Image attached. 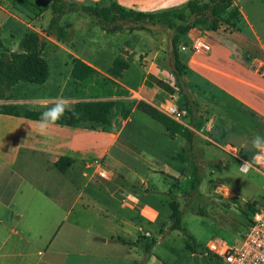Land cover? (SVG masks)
<instances>
[{
  "label": "rangeland",
  "instance_id": "374dc122",
  "mask_svg": "<svg viewBox=\"0 0 264 264\" xmlns=\"http://www.w3.org/2000/svg\"><path fill=\"white\" fill-rule=\"evenodd\" d=\"M46 1L0 0V53L2 48L18 51V43L26 33L35 32L45 37L51 17L50 8L47 10L43 4ZM2 9L9 14L6 16ZM60 26L65 32L61 41L55 36L47 38L50 42L47 47L50 75L45 84L21 83L11 91L8 101L0 104H22L29 109H39L52 106L60 97L72 105L86 100L97 93L114 60L124 58L122 42L128 40L129 46H133L129 48L133 55L120 80L128 90L125 98L133 103L144 101L146 90L154 89L161 104L168 101L161 106V112L168 116L172 109H183L182 96L174 87L171 75L173 32L161 27L158 31L141 30L135 36L131 33V38L118 36L119 32L118 35L114 33V41H110L108 35L113 34L102 33L96 21L82 13L61 18ZM208 28L209 24L193 22L186 34L179 35L177 45L178 58L185 67L183 91L198 106L196 116L202 119L200 126L191 124L188 115L183 119L194 132L190 155L194 157L201 177L199 193H188L189 167L179 159L188 149L186 141L162 131L158 123L137 112L134 124L138 132L150 140L164 142L166 157L159 164L165 168L158 172L141 170L138 171L140 178L127 180L123 173H116L108 166L105 155L99 163L108 171L106 178L97 174L91 176L85 168L80 176L83 186L89 190H117L116 200L122 204L133 198L132 206L143 202L157 208L159 215L155 224L145 228L148 238L156 240V244L148 255L137 251L140 258L136 259L133 254L126 253L135 250L113 242L103 247L96 258H89L90 264H218L208 252L209 242L238 245L252 211L263 205L264 173L255 166L254 170L242 174L239 166L255 155L251 147L253 137L264 136V81L245 65L247 56L264 62V0H233L218 28L215 31ZM196 38L205 40L210 46L205 56L193 54L192 43ZM73 58L90 61L93 65H85L72 76ZM243 108L252 110L253 114ZM126 164L137 168L128 160ZM36 177L32 182L40 186ZM174 209L181 212L182 226L195 239L194 253L183 235L170 230ZM0 214V217H6L8 228L18 222L11 212ZM93 221V215L88 214L87 226ZM35 234V243L42 249L39 239L42 234ZM142 258L144 263H141Z\"/></svg>",
  "mask_w": 264,
  "mask_h": 264
},
{
  "label": "crops",
  "instance_id": "0c3cea01",
  "mask_svg": "<svg viewBox=\"0 0 264 264\" xmlns=\"http://www.w3.org/2000/svg\"><path fill=\"white\" fill-rule=\"evenodd\" d=\"M65 1L78 4L87 1L90 5L98 4L101 7L114 1L126 9L157 13L183 7L189 0ZM43 4L49 10L51 0ZM1 12L6 16L9 14L5 9ZM68 15H64L62 19ZM249 28L252 29L251 25ZM101 32L107 35L104 31ZM140 32L141 30H123L119 35L116 34L131 38ZM116 34L108 35V39L114 41ZM126 41L122 42L124 58L121 59L129 62L133 55L129 48L133 46H129L130 42ZM80 61L86 67L93 65L90 61ZM148 73H151L150 70ZM107 77L124 88L120 84V80L124 78L123 73L118 79L106 74L104 78ZM100 87L97 93L81 101H128L125 98L128 94L103 97ZM156 95L157 91L147 89L143 102L160 110L168 101L161 104ZM46 107L41 106L39 109ZM137 112L140 111L136 108L131 110L116 134L61 125H54L46 133H41L37 121L0 114V212H11L18 220L13 227L8 228L6 217H0V264H90L89 258H96L103 247L110 243H119L116 240L118 237L132 241L142 236L148 237L145 228L149 224H155L159 215L157 208L143 202L132 206L133 198H129L127 204H122L116 200L117 190H89L83 186V178L80 176L86 169L91 176L104 171L107 177L108 171L99 163L105 155L108 157V166L116 173H123L127 180L140 178L138 171L141 170L158 172L165 168L159 164L166 157L164 142L150 140L138 132L134 124ZM183 123L186 124L185 121ZM188 128L190 129L189 126ZM161 129L165 132L163 127ZM61 157L73 159L64 174L54 167ZM126 160L137 165V168L127 165ZM35 176L40 186L32 182ZM119 189L131 196L123 187ZM88 214L93 215L94 221L87 226ZM27 225V230H24ZM37 232L42 234L39 237L42 249L35 243ZM129 248L136 253L139 251ZM135 252L126 251L139 259ZM144 260L142 258L141 263Z\"/></svg>",
  "mask_w": 264,
  "mask_h": 264
},
{
  "label": "trees",
  "instance_id": "16d2710c",
  "mask_svg": "<svg viewBox=\"0 0 264 264\" xmlns=\"http://www.w3.org/2000/svg\"><path fill=\"white\" fill-rule=\"evenodd\" d=\"M232 4L233 0H189L181 8L157 13H144L126 9L114 1H110L107 6L101 7L98 4L85 5L66 2L65 0H51V17L44 38L35 32H29L20 39L18 51L2 48L0 53V102L8 101L11 91L21 83L31 86H42L47 81L49 78L47 47L50 43L47 38L55 36L57 41H61L65 37V32L60 26L61 18L66 14L82 13L93 18L102 31L110 34L119 33L123 30L149 31L144 27L147 24L159 25L173 32L172 52L174 64L171 75L174 87L180 91L183 99V109L191 120V124L200 126L202 119L196 116L198 106L191 101L189 95L182 88V76L184 75L185 67L177 55V45L180 41L179 35L186 34L193 22L209 24L208 29L215 31L222 16L231 8ZM72 61L74 66L71 75L76 76L85 65L76 58H73ZM128 66L129 63L127 61L118 57L108 70V75L115 79L121 78L123 71L127 70ZM100 92L103 97H120L128 94L127 90L108 77L103 79ZM73 107L76 114L67 113L56 125L116 134L131 110L136 108L160 124L169 135L183 138L188 145V149L180 154L179 159L187 163L189 167L188 193H199L198 187L201 183V177L198 173L196 161L190 155V152H193L192 144L194 141V132L191 129L175 122L160 110L143 101L137 103L120 100L81 101L75 103ZM47 108L28 109L23 105L0 104V114L38 121L41 112ZM243 109L253 114L252 110ZM72 163L73 159L61 157L55 162L54 167L59 173L64 174ZM200 213H203V211H200ZM172 216L173 221L170 230L177 231L183 235L186 238L188 248L194 253L196 251V242L194 237L182 226L181 212L174 209L172 210ZM116 240L123 245L141 251L145 255H148L156 244V240L145 236L139 237L134 241L121 237L116 238Z\"/></svg>",
  "mask_w": 264,
  "mask_h": 264
},
{
  "label": "built area",
  "instance_id": "2783aa9c",
  "mask_svg": "<svg viewBox=\"0 0 264 264\" xmlns=\"http://www.w3.org/2000/svg\"><path fill=\"white\" fill-rule=\"evenodd\" d=\"M209 51L210 46L205 40L201 38L193 40L192 52L195 56H205ZM246 60L247 68L264 81V62L250 56H247ZM168 116L175 122L188 127L183 123V119L187 117L184 109H172ZM229 149L235 152L234 148L229 147ZM86 166L88 167L89 164ZM256 168L264 173V166H256ZM98 175L105 178L106 172L100 171ZM207 248L218 264H264V203L254 209L238 245L229 246L222 242L210 241Z\"/></svg>",
  "mask_w": 264,
  "mask_h": 264
},
{
  "label": "clouds",
  "instance_id": "9594fccd",
  "mask_svg": "<svg viewBox=\"0 0 264 264\" xmlns=\"http://www.w3.org/2000/svg\"><path fill=\"white\" fill-rule=\"evenodd\" d=\"M67 113L76 114L73 105L64 97L58 98L51 107L41 112L37 121L39 131L46 133L50 127L56 125ZM251 147L255 150V155L251 159L243 161L239 166L242 174H247L249 171L254 170L255 166H264V136L259 134L254 136L251 140Z\"/></svg>",
  "mask_w": 264,
  "mask_h": 264
},
{
  "label": "water",
  "instance_id": "95a60500",
  "mask_svg": "<svg viewBox=\"0 0 264 264\" xmlns=\"http://www.w3.org/2000/svg\"><path fill=\"white\" fill-rule=\"evenodd\" d=\"M144 27L146 29L150 30V31H158L161 28L159 25L153 26V25H148V24L147 25H144Z\"/></svg>",
  "mask_w": 264,
  "mask_h": 264
}]
</instances>
